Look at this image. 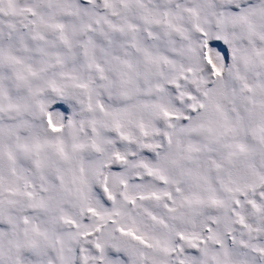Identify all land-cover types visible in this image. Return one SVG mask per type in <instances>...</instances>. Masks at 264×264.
<instances>
[{"label": "snow or ice", "instance_id": "6c2138e0", "mask_svg": "<svg viewBox=\"0 0 264 264\" xmlns=\"http://www.w3.org/2000/svg\"><path fill=\"white\" fill-rule=\"evenodd\" d=\"M0 264H264V0H0Z\"/></svg>", "mask_w": 264, "mask_h": 264}]
</instances>
